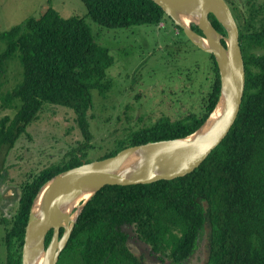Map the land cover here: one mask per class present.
Wrapping results in <instances>:
<instances>
[{
    "label": "trees",
    "instance_id": "trees-1",
    "mask_svg": "<svg viewBox=\"0 0 264 264\" xmlns=\"http://www.w3.org/2000/svg\"><path fill=\"white\" fill-rule=\"evenodd\" d=\"M82 2L87 18L104 28L160 27L169 20L178 35L186 36L152 0ZM233 10L240 28L246 90L227 137L198 169L183 178L103 188L79 216L57 264H145L132 251L131 246L137 243L160 255V263L168 259L172 264H187L206 228L210 232L205 264H264V25L252 28ZM87 18H64L49 8L40 18L31 17L0 32L4 45L0 93L9 64L17 61L21 66L20 82L1 95L2 109L14 111V115L0 120V155L13 150L24 136L32 139L29 127L48 109L73 111L83 137L63 159L31 173L20 184L12 225L1 219L8 225L6 264H22L31 206L45 183L84 163L113 157L127 147L190 136L207 121L220 97L219 68L215 57L207 53L214 79L200 112L190 111L177 119L161 115L152 125L127 133L125 140H116L115 147L93 160L89 157L94 137L90 112L95 111L97 97L107 98L113 89L108 70L115 61L111 51L96 40ZM210 19L226 35L216 17L210 15ZM193 29L202 34L197 26ZM63 233L61 229L60 236ZM52 236L50 231L47 246Z\"/></svg>",
    "mask_w": 264,
    "mask_h": 264
},
{
    "label": "rangeland",
    "instance_id": "rangeland-1",
    "mask_svg": "<svg viewBox=\"0 0 264 264\" xmlns=\"http://www.w3.org/2000/svg\"><path fill=\"white\" fill-rule=\"evenodd\" d=\"M225 1L247 25L262 28L264 0ZM49 8L57 10L64 18L86 19L88 15L82 0H0V32L31 17L40 18ZM87 22L96 40L111 51L115 61L108 70L114 85L108 97H97L94 93L97 99L95 111L90 112L94 137L89 157L95 160L104 155L115 147L116 140H125L127 133L152 125L161 115L177 119L190 111L200 112L214 79L212 63L206 52L195 48L186 36L178 35L171 21L160 27L144 25L127 30L104 28L90 18ZM182 41L185 43L181 45ZM3 50L0 42V52ZM20 67L17 61L8 66L0 93V120L14 115V111L2 109L1 95L20 82ZM28 131L32 139L26 135L13 150L0 155V264H6L4 236L8 227L1 219L12 225L20 200V184L27 181L31 173L63 159L83 140L76 114L66 108L46 110ZM209 232L210 228L204 230L187 264L206 263ZM131 247L145 264H172L168 259L160 263V255H153L151 251L146 254L144 245L137 243Z\"/></svg>",
    "mask_w": 264,
    "mask_h": 264
},
{
    "label": "water",
    "instance_id": "water-1",
    "mask_svg": "<svg viewBox=\"0 0 264 264\" xmlns=\"http://www.w3.org/2000/svg\"><path fill=\"white\" fill-rule=\"evenodd\" d=\"M152 1L196 47L215 57L221 80L218 103L202 127L190 136L127 147L113 157L84 163L45 183L31 206L22 264H57L79 216L103 188L148 185L193 173L223 142L238 118L246 90V69L240 28L228 3L225 0ZM210 15L216 17L226 35L216 29ZM215 112L217 116L213 120ZM210 121L209 129L201 136ZM70 207L78 208L74 215L70 214L68 219L72 218L68 222L50 225L54 213ZM61 229H64L62 236ZM50 231L53 236L47 246Z\"/></svg>",
    "mask_w": 264,
    "mask_h": 264
},
{
    "label": "bare ground",
    "instance_id": "bare-ground-1",
    "mask_svg": "<svg viewBox=\"0 0 264 264\" xmlns=\"http://www.w3.org/2000/svg\"><path fill=\"white\" fill-rule=\"evenodd\" d=\"M216 116H217V112H215L212 119L214 120L216 118ZM210 123H211V121L209 122V124H207V126L203 130V132L201 133V136H203L205 134L206 130L209 129ZM75 208L76 207H70V208L65 209L64 211H58V212L54 213L52 218H51L50 225L51 226H58L57 224H60V223L65 224L66 222H68L70 220V218H72V217H70L68 219V217L70 216L71 213H73ZM52 249L50 251L51 253H53Z\"/></svg>",
    "mask_w": 264,
    "mask_h": 264
},
{
    "label": "flooded vegetation",
    "instance_id": "flooded-vegetation-1",
    "mask_svg": "<svg viewBox=\"0 0 264 264\" xmlns=\"http://www.w3.org/2000/svg\"><path fill=\"white\" fill-rule=\"evenodd\" d=\"M149 253V251H146V254H148Z\"/></svg>",
    "mask_w": 264,
    "mask_h": 264
},
{
    "label": "clouds",
    "instance_id": "clouds-1",
    "mask_svg": "<svg viewBox=\"0 0 264 264\" xmlns=\"http://www.w3.org/2000/svg\"><path fill=\"white\" fill-rule=\"evenodd\" d=\"M230 7V6H229Z\"/></svg>",
    "mask_w": 264,
    "mask_h": 264
}]
</instances>
